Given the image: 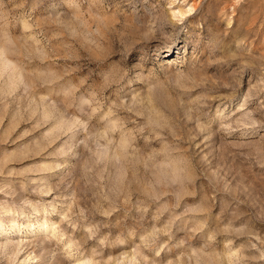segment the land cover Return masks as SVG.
I'll list each match as a JSON object with an SVG mask.
<instances>
[{"label":"clouds","instance_id":"1","mask_svg":"<svg viewBox=\"0 0 264 264\" xmlns=\"http://www.w3.org/2000/svg\"><path fill=\"white\" fill-rule=\"evenodd\" d=\"M26 2L0 0V31L17 28ZM79 2L80 9L69 11L71 32L65 36L72 52L64 59L91 75L73 84L67 72L55 80L26 72L29 110L56 125L60 143L68 142L60 154H71L73 164L87 160L96 183L107 179L110 167L109 161L96 167L97 142L111 140L115 150L124 138L139 152L126 161L127 182L114 186L119 194L71 212L75 220L65 230L76 229L90 264H121L123 256H136L137 264H229L225 253L231 252L235 264H264V105L253 106L256 125L242 127L235 112L217 115L241 100L247 109L252 97L264 94V53L254 55L237 43L245 36L250 0H236L239 15L229 35L215 19H197L200 9L176 25L169 0ZM167 45L171 52L157 54ZM231 52L223 61L215 59ZM12 54L21 62L32 58L27 49L14 48ZM209 70L227 75L213 79L205 75ZM225 127L234 132L235 151L217 154L212 138ZM215 177L220 183L210 184ZM207 192L214 195L203 199ZM214 209H220L222 224L211 223ZM52 255L54 264H83L69 261L61 245Z\"/></svg>","mask_w":264,"mask_h":264},{"label":"rangeland","instance_id":"2","mask_svg":"<svg viewBox=\"0 0 264 264\" xmlns=\"http://www.w3.org/2000/svg\"><path fill=\"white\" fill-rule=\"evenodd\" d=\"M80 7L79 0H27L23 9L18 10L23 12V18L18 22L17 28H10L6 33L0 31V220L4 219L7 226L11 224L10 219L23 223L26 218L34 221L38 216H47L54 222L51 231L23 234L14 232L10 226L7 233L2 234L0 229V264H54L55 257L52 253L57 245L63 246L69 261L82 260L90 264V259L78 246L76 229H72L71 233L65 230V226L71 227L75 220L70 213L77 209L83 212L86 203H106L105 196L111 199L113 195H118L114 186L117 183L124 185L128 180L126 161L135 158L139 152L136 145L124 138L116 144L115 150L111 147V140L97 142L96 167L105 161H109L110 167L105 172L107 179L96 183L97 177L88 172L87 160L81 159L73 164L71 154H60L66 149L68 142L60 143V131L56 125L49 126V122H45L43 117L38 113L32 115L29 110L25 89L30 82L25 76L26 72L36 73L42 80H55L58 74L67 72L73 77V84L83 83L91 75L90 71H85L74 61L64 59L72 52L70 38L65 36L71 32L72 17L69 16V11ZM238 8L236 0H169L168 3L169 14L176 25H180L200 9L197 19H206L210 23L215 19L217 24L222 25L224 35L231 34L230 30L239 15ZM261 8L264 5L260 4V0H250L247 4L248 19L243 29L245 36L237 41L246 45L254 55L264 53V20L261 19L264 13ZM99 19L102 18L98 17ZM76 35L77 33L72 32L73 37ZM14 48H20L21 51L27 49L32 58L21 62L20 58L12 54ZM161 52L167 55V52H171V45L159 49L157 54ZM233 54L235 53H223L215 59L223 61ZM172 55L177 53L173 52ZM205 75L216 79L227 73L209 70ZM246 87H251V84ZM36 91L41 97L46 95L39 89ZM223 94L226 93L222 92L221 95ZM234 95H239V89ZM216 104L213 101L214 111H217ZM254 105H264V94L252 97L247 109L241 100L235 107L229 105L231 111L229 108H221L217 115L223 118L235 112V119L242 127L256 125ZM237 108L241 111L237 112ZM188 131L192 132L193 129L189 128ZM249 131L255 134L258 129L249 128ZM181 132H184L183 127ZM106 133L107 129L103 134ZM233 135L232 129L225 127L222 135L213 137L214 151L224 155L234 152L232 145L236 141L231 139ZM148 158H154L152 153L148 154ZM229 163L235 165L236 162ZM220 166L217 162L216 167ZM209 182L216 185L220 183V179L211 178ZM46 191L47 195H44ZM212 195L214 193L207 192L202 198L207 199ZM9 208L14 213L5 216L4 211ZM99 210L103 212L107 208L101 207ZM220 217V209H214L211 223L222 224ZM61 221L64 223L61 224ZM155 227L161 228L163 225L156 224ZM225 256L229 264H235V252L225 253ZM137 259L136 256H123L121 264H137Z\"/></svg>","mask_w":264,"mask_h":264},{"label":"bare ground","instance_id":"3","mask_svg":"<svg viewBox=\"0 0 264 264\" xmlns=\"http://www.w3.org/2000/svg\"><path fill=\"white\" fill-rule=\"evenodd\" d=\"M4 212L6 213L5 216H11L14 213V210L12 208H9L5 209ZM15 213H17V211ZM9 221L11 222V224L7 226L4 219L0 220V229L2 230V234H6L10 226L14 230V232L27 234L28 232L33 231H51L53 230L52 226L54 225V222L51 220V218L47 216H38L34 221L26 218L25 222L23 221V223H18L17 221L19 220L16 221L14 219H10ZM23 228H26L25 231H23ZM83 264H87V262L83 261Z\"/></svg>","mask_w":264,"mask_h":264}]
</instances>
